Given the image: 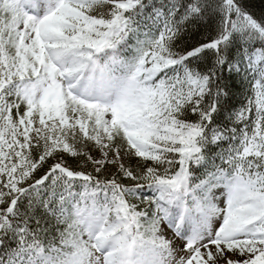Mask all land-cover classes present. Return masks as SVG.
<instances>
[{"label": "snow or ice", "instance_id": "6c2138e0", "mask_svg": "<svg viewBox=\"0 0 264 264\" xmlns=\"http://www.w3.org/2000/svg\"><path fill=\"white\" fill-rule=\"evenodd\" d=\"M243 3L0 0V264H264V17ZM58 155L93 171L36 179Z\"/></svg>", "mask_w": 264, "mask_h": 264}, {"label": "trees", "instance_id": "16d2710c", "mask_svg": "<svg viewBox=\"0 0 264 264\" xmlns=\"http://www.w3.org/2000/svg\"><path fill=\"white\" fill-rule=\"evenodd\" d=\"M145 2L147 3V0H145ZM243 6H244L245 11L252 14L254 16V18L259 20L262 17H264V0H244ZM217 20H218V16L214 17L211 20L206 18L205 20L200 22L199 27H197L196 25H192L189 28V35H187L184 38V41L181 43L180 47H183L186 44L190 48L193 45H198L200 42L206 40V38L209 35H211L212 32H214ZM141 38H143V37H141ZM134 42H135V38H130L128 41V45L131 46L134 44ZM230 91L232 92V100L230 102L231 105H234L237 108L240 107L241 104L243 103L244 99H245V95H244L245 86L242 85L239 80H237L236 84L230 89ZM188 119L191 120L193 118L191 116H189ZM90 154L92 155L93 158H95V156L97 155V152L90 151ZM208 154L209 153H207V152L205 153L206 156ZM121 155L123 156V153H121ZM212 155H213V159H214L215 154L213 153ZM62 161L66 162L67 166L70 167L72 170L86 171V172H92L93 171L92 166L90 164H87L86 161H84L82 159L69 158L67 156L58 155L54 159H49L46 162V166L35 174V178L36 179L40 178V176H42L44 174V172L47 171V169L50 168L53 164H55L57 162H62ZM215 162L219 163V160L216 159ZM123 163L126 166L131 167V168H137L138 164H142V162H139L135 158H131V159L125 158L123 160ZM209 163H211V160L209 161ZM115 174H116V169L114 167H108L104 170L103 175L99 176L98 178L101 180H104L106 178H111ZM196 175L197 176L200 175V172H197ZM121 183H123L125 185L129 184V182L126 180H121ZM73 190L78 191L79 187L77 186ZM140 195H142L145 199H148L152 194L148 191H142L140 193ZM134 202L139 203V201H134ZM27 205H28L27 200H25L20 205V211L22 213L25 212ZM142 207H146V206H142ZM35 215L37 217L42 216V211L37 209L35 212ZM45 220H50V218L45 217ZM54 223H55L54 220H50V222L48 224L50 231L45 234V239H47L49 236H52L57 231V229L53 227ZM60 230H62V228ZM12 246H14V245L10 243L9 247H12Z\"/></svg>", "mask_w": 264, "mask_h": 264}, {"label": "rangeland", "instance_id": "374dc122", "mask_svg": "<svg viewBox=\"0 0 264 264\" xmlns=\"http://www.w3.org/2000/svg\"><path fill=\"white\" fill-rule=\"evenodd\" d=\"M96 159L101 158L99 153H97V155L95 156ZM111 158V157H110ZM163 227V235L168 239L171 240L173 242V250L176 254V257L179 258L181 255H184L183 253H181L179 250L180 248L183 247V243L180 239L176 238L174 236V234L166 227V226H162ZM214 250V249H213ZM228 258L231 260H238L240 259V257L238 255H232V254H228ZM219 264H223V262H219Z\"/></svg>", "mask_w": 264, "mask_h": 264}]
</instances>
